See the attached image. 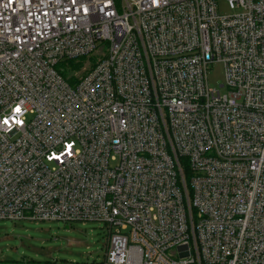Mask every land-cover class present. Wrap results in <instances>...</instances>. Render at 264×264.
Listing matches in <instances>:
<instances>
[{
	"label": "built area",
	"instance_id": "2783aa9c",
	"mask_svg": "<svg viewBox=\"0 0 264 264\" xmlns=\"http://www.w3.org/2000/svg\"><path fill=\"white\" fill-rule=\"evenodd\" d=\"M228 5L0 0V220L104 223V264H264V0Z\"/></svg>",
	"mask_w": 264,
	"mask_h": 264
},
{
	"label": "rangeland",
	"instance_id": "374dc122",
	"mask_svg": "<svg viewBox=\"0 0 264 264\" xmlns=\"http://www.w3.org/2000/svg\"><path fill=\"white\" fill-rule=\"evenodd\" d=\"M219 12H232L228 0H218ZM100 55L71 63L70 69L95 64ZM66 68V66H64ZM212 89L225 82L223 64H215L208 73ZM109 229L104 223L77 221L12 222L0 220V264H104Z\"/></svg>",
	"mask_w": 264,
	"mask_h": 264
},
{
	"label": "snow or ice",
	"instance_id": "6c2138e0",
	"mask_svg": "<svg viewBox=\"0 0 264 264\" xmlns=\"http://www.w3.org/2000/svg\"><path fill=\"white\" fill-rule=\"evenodd\" d=\"M16 111H20V109H19V108H17V109H16Z\"/></svg>",
	"mask_w": 264,
	"mask_h": 264
}]
</instances>
